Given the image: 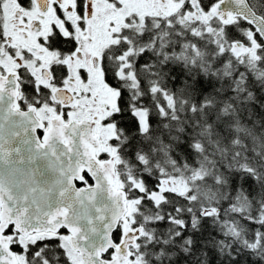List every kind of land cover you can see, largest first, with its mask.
Masks as SVG:
<instances>
[{
  "label": "trees",
  "instance_id": "obj_1",
  "mask_svg": "<svg viewBox=\"0 0 264 264\" xmlns=\"http://www.w3.org/2000/svg\"><path fill=\"white\" fill-rule=\"evenodd\" d=\"M217 1L178 0L127 34L123 59L113 49L106 145L142 228L134 264H264V44L241 19L221 24ZM195 5L204 19L189 16ZM66 249L11 241L29 264H60Z\"/></svg>",
  "mask_w": 264,
  "mask_h": 264
},
{
  "label": "water",
  "instance_id": "obj_2",
  "mask_svg": "<svg viewBox=\"0 0 264 264\" xmlns=\"http://www.w3.org/2000/svg\"><path fill=\"white\" fill-rule=\"evenodd\" d=\"M212 13L221 24L241 19L264 44V20L247 0H219ZM18 94L17 77L0 76V264H18L6 234L10 227L23 238L65 230L82 264L128 263L142 228H124L119 242L113 240L128 213L127 193L115 186L116 156H95L101 145L94 122L53 117L39 138L44 126L33 108L18 109ZM55 99L72 103L65 90ZM83 174L91 185L77 187ZM108 251L111 257L103 258Z\"/></svg>",
  "mask_w": 264,
  "mask_h": 264
},
{
  "label": "flooded vegetation",
  "instance_id": "obj_3",
  "mask_svg": "<svg viewBox=\"0 0 264 264\" xmlns=\"http://www.w3.org/2000/svg\"><path fill=\"white\" fill-rule=\"evenodd\" d=\"M132 1L134 4L135 0ZM159 1L163 4L160 11L169 13V1ZM247 2L264 20V0ZM125 7L126 0H0V76L17 77L18 109H34L44 126L37 131L39 138L49 128L53 117L63 118L64 123L86 119L94 122V134L100 141L101 149L95 154L96 158L105 160L116 156L115 150L106 145L108 138L102 134L101 126L105 130L104 123H107L108 116L104 121L100 120L106 110L98 100L103 99L110 90L113 91L105 81L111 67V57L116 52L113 49L117 47V53H122L123 59L126 52L123 53L125 48L122 46L128 42L127 34L144 23L139 20L136 23L135 19L130 18L119 22L126 13L123 12ZM195 9L199 13V7L195 5ZM103 31L114 33L112 42L107 45L101 44L100 34ZM60 90L71 95L70 105L63 106L55 99V93ZM41 111L44 112L43 117L40 116ZM71 112L74 117L70 116ZM115 160L117 163V157ZM83 177L84 182L78 183L77 187L91 185L89 177L86 174ZM117 183L118 180L115 186L119 188ZM124 228L135 227L133 222L126 223L124 218L116 230L119 239ZM38 235L50 237L37 240L32 246L43 240H52L57 244L69 240L68 233L63 229L55 234L42 232L30 236ZM27 245L20 246L24 250ZM42 253L35 254L31 260ZM67 253L82 264L71 247L59 259L60 264H66L63 259H68V264H75ZM47 254L52 259L53 251ZM23 257L16 254L18 264H29V259ZM46 264L51 263L46 261Z\"/></svg>",
  "mask_w": 264,
  "mask_h": 264
},
{
  "label": "rangeland",
  "instance_id": "obj_4",
  "mask_svg": "<svg viewBox=\"0 0 264 264\" xmlns=\"http://www.w3.org/2000/svg\"><path fill=\"white\" fill-rule=\"evenodd\" d=\"M169 1V8H167V10L169 11V13H173L174 11H177L180 7V3H178V0H168ZM133 1L132 0H126V7L125 10L123 12L126 11V13L124 15L121 16L120 21L119 22H124L127 18H130L131 20L136 21V23L138 22H142L144 20V17L146 15H155V14H160V15H166L169 13L166 12H161L160 11V7L163 6V4L159 1V0H135L134 4H132ZM189 16L191 18H198L199 16L203 17L202 19H204V14L203 13H195L194 11H191L189 13ZM215 16V15H214ZM216 17V16H215ZM218 19V18H217ZM119 25L116 26V28ZM113 35L114 33L112 31H103L100 34V39H101V44L102 45H107L109 43L112 42L113 40ZM254 42L251 41L250 45L253 46ZM250 49V48H249ZM239 51H245V49H239ZM99 105L102 104L103 108H105L106 112L105 114L100 118V120L103 119V121L106 119L107 116H109L111 113L114 112L115 110V106H116V101H115V93L113 91H109L108 94L105 95V97L103 99H99L98 100ZM44 112L41 111L40 112V116L43 117ZM71 117H74L73 112L70 113ZM104 127L105 130H103L102 126H101V130H102V134L104 136V138H111L113 136V129L112 127H110V125H108L107 123H104ZM109 152H112V150H109ZM110 153V154H112ZM163 183V182H162ZM171 185H176L173 182H164L161 187L160 190H164L166 187H171ZM117 186L119 188H123V185L120 184L119 182L117 183ZM126 223L128 222L129 224H132L133 220L131 217H129L128 215L125 217ZM12 237H15L16 241L21 245V246H26L27 244H32L34 242H36L37 240L43 239V238H47L50 236H44V235H38V236H29L26 238H23L19 235H15ZM65 244H67L68 246V251H69V244L68 241H65ZM67 251V249H66ZM68 256H70V258L73 260V262L76 264L77 262L75 261L74 256L72 257V255H70L69 253H67ZM79 264V263H77ZM126 264H134V262L130 261Z\"/></svg>",
  "mask_w": 264,
  "mask_h": 264
}]
</instances>
